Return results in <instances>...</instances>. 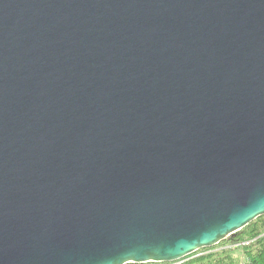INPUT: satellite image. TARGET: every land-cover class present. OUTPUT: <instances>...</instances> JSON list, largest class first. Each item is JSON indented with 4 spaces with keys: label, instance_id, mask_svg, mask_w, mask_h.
Segmentation results:
<instances>
[{
    "label": "water",
    "instance_id": "obj_1",
    "mask_svg": "<svg viewBox=\"0 0 264 264\" xmlns=\"http://www.w3.org/2000/svg\"><path fill=\"white\" fill-rule=\"evenodd\" d=\"M264 216V0H0V264L175 262Z\"/></svg>",
    "mask_w": 264,
    "mask_h": 264
},
{
    "label": "trees",
    "instance_id": "obj_2",
    "mask_svg": "<svg viewBox=\"0 0 264 264\" xmlns=\"http://www.w3.org/2000/svg\"><path fill=\"white\" fill-rule=\"evenodd\" d=\"M242 234L237 239L239 242H250L248 245L237 249L219 248L220 245L204 248L194 254L189 255L177 264H264V216L252 221L242 230ZM238 231L236 234H238ZM234 234V235H236ZM231 237V236H230ZM228 239V238H227ZM226 240V239H225ZM223 240V241H225ZM223 245V244H222ZM213 248V249H212ZM234 250H241L243 257L234 255ZM166 264L149 262V264ZM148 264V263H129ZM172 264V263H169Z\"/></svg>",
    "mask_w": 264,
    "mask_h": 264
},
{
    "label": "rangeland",
    "instance_id": "obj_3",
    "mask_svg": "<svg viewBox=\"0 0 264 264\" xmlns=\"http://www.w3.org/2000/svg\"><path fill=\"white\" fill-rule=\"evenodd\" d=\"M242 234V232L240 231L238 234L236 235H232L231 237H229L228 239H226L225 241H222L221 243L223 244H218L220 245L219 248H230V249H237V248H240L241 246L243 247L244 245H248L250 244V242L252 241H248V242H239L237 239L240 237V235ZM216 245V246H218ZM215 247V246H214ZM213 247V248H214ZM211 248V247H210ZM212 248V249H213ZM235 253L234 255L237 256L238 258H241L243 257V253L241 254V250H234ZM179 261H175V262H172V264H177L179 263ZM161 263H166V264H169V262H161ZM149 264V263H148ZM152 264V263H150Z\"/></svg>",
    "mask_w": 264,
    "mask_h": 264
}]
</instances>
